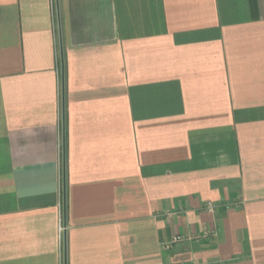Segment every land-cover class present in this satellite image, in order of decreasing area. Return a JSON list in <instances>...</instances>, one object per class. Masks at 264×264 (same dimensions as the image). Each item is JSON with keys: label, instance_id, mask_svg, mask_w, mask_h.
I'll return each instance as SVG.
<instances>
[{"label": "crops", "instance_id": "1", "mask_svg": "<svg viewBox=\"0 0 264 264\" xmlns=\"http://www.w3.org/2000/svg\"><path fill=\"white\" fill-rule=\"evenodd\" d=\"M0 264H264V0H0Z\"/></svg>", "mask_w": 264, "mask_h": 264}, {"label": "built area", "instance_id": "2", "mask_svg": "<svg viewBox=\"0 0 264 264\" xmlns=\"http://www.w3.org/2000/svg\"><path fill=\"white\" fill-rule=\"evenodd\" d=\"M213 204L210 202L209 203V208L212 209ZM64 230V226L60 225V233L62 234ZM185 239V237L181 234L175 235L173 236L167 243H166V247L170 248L172 246H174L175 244L182 242Z\"/></svg>", "mask_w": 264, "mask_h": 264}, {"label": "water", "instance_id": "3", "mask_svg": "<svg viewBox=\"0 0 264 264\" xmlns=\"http://www.w3.org/2000/svg\"><path fill=\"white\" fill-rule=\"evenodd\" d=\"M63 147L65 150V129H64V133H63ZM64 163H65V153H64Z\"/></svg>", "mask_w": 264, "mask_h": 264}, {"label": "rangeland", "instance_id": "4", "mask_svg": "<svg viewBox=\"0 0 264 264\" xmlns=\"http://www.w3.org/2000/svg\"><path fill=\"white\" fill-rule=\"evenodd\" d=\"M182 235V234H181Z\"/></svg>", "mask_w": 264, "mask_h": 264}]
</instances>
